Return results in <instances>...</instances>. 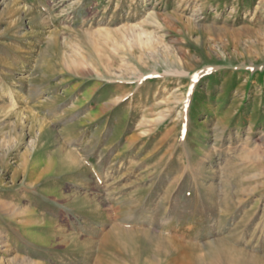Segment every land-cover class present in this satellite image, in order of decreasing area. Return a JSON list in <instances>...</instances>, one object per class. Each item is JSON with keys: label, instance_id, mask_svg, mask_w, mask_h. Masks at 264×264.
<instances>
[{"label": "rangeland", "instance_id": "obj_1", "mask_svg": "<svg viewBox=\"0 0 264 264\" xmlns=\"http://www.w3.org/2000/svg\"><path fill=\"white\" fill-rule=\"evenodd\" d=\"M0 264H264V0H0Z\"/></svg>", "mask_w": 264, "mask_h": 264}]
</instances>
